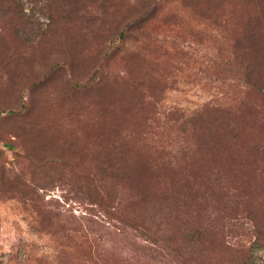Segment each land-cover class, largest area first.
<instances>
[{
    "label": "rangeland",
    "instance_id": "1",
    "mask_svg": "<svg viewBox=\"0 0 264 264\" xmlns=\"http://www.w3.org/2000/svg\"><path fill=\"white\" fill-rule=\"evenodd\" d=\"M0 264H264V0H0Z\"/></svg>",
    "mask_w": 264,
    "mask_h": 264
}]
</instances>
